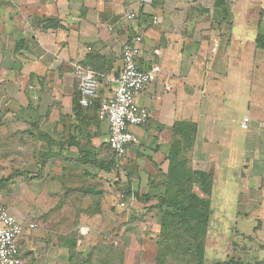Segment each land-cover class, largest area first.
<instances>
[{
  "label": "crops",
  "instance_id": "obj_1",
  "mask_svg": "<svg viewBox=\"0 0 264 264\" xmlns=\"http://www.w3.org/2000/svg\"><path fill=\"white\" fill-rule=\"evenodd\" d=\"M209 1L0 0V200L23 225V264H86L100 246L117 244L121 232L112 230H124L120 210L148 206L135 200L121 208V195L128 203L129 189L156 194L152 182L168 171L167 157L185 133L194 141L192 169L212 178L211 218L222 226L238 219L230 226L243 239L231 247L232 257L264 261V50L255 44L264 19L251 22L252 6L245 5L234 28L237 3L228 4L224 18L213 17L217 8L209 11ZM257 3L264 17V0ZM136 36L140 68L159 65L161 73L138 96L150 119L131 127L140 143L121 165L132 175L120 177L124 188L109 206L111 174L94 162L104 153L108 125L96 107L80 106L74 67L117 76L122 49ZM114 89L104 84L99 99ZM243 99L248 130L238 120ZM96 192L101 207L91 210ZM250 233L258 240L250 243Z\"/></svg>",
  "mask_w": 264,
  "mask_h": 264
},
{
  "label": "rangeland",
  "instance_id": "obj_2",
  "mask_svg": "<svg viewBox=\"0 0 264 264\" xmlns=\"http://www.w3.org/2000/svg\"><path fill=\"white\" fill-rule=\"evenodd\" d=\"M256 1L258 2L260 0H223V2L225 3L224 7L227 8H229V5L233 2L237 3L235 12L233 11V18L235 19L234 28L240 29V18L244 13H246L245 5H247L248 7L252 6V10H249L248 12L250 13V16H248V18L251 22L258 24V20L263 21L264 17L263 15H261L259 5ZM253 2L255 3V6L252 5ZM222 10L223 7L221 5H218L217 11H214L213 13V17H223ZM217 12L219 14H217ZM255 20L257 21L255 22ZM238 37H240L243 41L242 36ZM238 42H240L239 38ZM238 46L240 45L238 44ZM255 66L257 69L256 73H258V75L255 76V79L260 82L262 80V65L260 63H257L255 64ZM250 75L251 74L247 72L245 78L246 76L252 77ZM243 84L244 86L242 88L246 89V83ZM242 101L243 103H240L238 117L240 123L245 114H251V111H249L248 109L247 102L244 99ZM106 143H104L103 147L104 153L100 156V158L97 159V161H103L107 165L111 162L118 163L113 153L107 149ZM5 171L6 170H3V173ZM98 172L100 173L101 171ZM121 172V176L125 177L126 173H124L123 170ZM97 175L99 174H96V176ZM117 175L118 170L114 168L110 175L112 180V193L108 202L109 206H114L119 201V197L116 194V188H118L119 185L121 188L123 187L122 180H120ZM113 183L115 185L116 183L120 184H117L116 187ZM162 190L165 193L166 187ZM163 192L162 195H164ZM158 193L159 192H157L156 194ZM166 196L168 199H173L172 194L168 195V193H166ZM141 203L144 204V201H142ZM141 203L139 202V204ZM156 204L157 201L155 200L152 201V203L147 204L151 207H142L143 205H138L135 210L131 209V207L128 209L120 210L122 215L120 219V225L124 227V230L122 232L121 229L118 230V227H115L112 230V234L121 232L119 236H116L117 238H119L118 243L107 244L103 247L100 246L98 249L94 250L92 252V263L128 264L130 262L131 264H198V258L195 257L196 249H193L192 253V250L189 249L190 246L188 245V242L178 243L175 240H171L163 244V232L165 231L164 220H168V218L164 216V213L169 207L158 208ZM236 220L230 218L228 220L229 226H222L220 225L221 219L219 220L212 216V218L210 219L209 226L207 228L206 237L203 240L202 245V249L204 252L203 264H215L217 262L227 261L231 259L232 256H234V254L230 253L232 251L231 247L236 246L235 242H237V244L240 246L242 244L241 239H243L242 236L235 234L236 226H230V222L232 221L231 224H234ZM256 220L257 218H253L252 221L255 222ZM168 221H170V219ZM156 224L157 227L154 228V225ZM246 230L251 229L247 228ZM250 234H246L247 240H251L250 243L255 242V240H258V236H256L254 233ZM112 246L114 248H112ZM256 254L257 256H259L258 252H256ZM257 258L258 257L252 260L257 261ZM127 259L129 262L127 261ZM245 260L246 259L244 258V261Z\"/></svg>",
  "mask_w": 264,
  "mask_h": 264
},
{
  "label": "built area",
  "instance_id": "obj_3",
  "mask_svg": "<svg viewBox=\"0 0 264 264\" xmlns=\"http://www.w3.org/2000/svg\"><path fill=\"white\" fill-rule=\"evenodd\" d=\"M213 11L215 0L206 6ZM136 16L130 12L129 19ZM158 17L153 18L157 24ZM142 37L136 36L129 40L122 49L123 68L117 76H98L96 73L75 65L74 77L78 83L80 105L84 108L98 106V119L108 125L109 150L123 162L131 146L140 143L139 138L131 131V127H145L150 119L147 109L138 103V96L151 84L155 83L161 73V67L154 65L149 71L140 68ZM104 84L115 85L113 94L99 99V93ZM250 118L244 116L241 128L248 130ZM127 203V196L121 195V208H127L135 202V193L131 191ZM37 225H31L36 228ZM23 225L0 200V264H23L19 255L18 239L23 233Z\"/></svg>",
  "mask_w": 264,
  "mask_h": 264
},
{
  "label": "trees",
  "instance_id": "obj_4",
  "mask_svg": "<svg viewBox=\"0 0 264 264\" xmlns=\"http://www.w3.org/2000/svg\"><path fill=\"white\" fill-rule=\"evenodd\" d=\"M218 2V3H217ZM223 0H215V7L218 8V5L223 7L222 13L223 17L227 18L230 16L229 8L224 7ZM256 48L259 50H264V30L262 28L259 29V32L255 39ZM81 106V105H80ZM82 107V106H81ZM97 108V118H98V106ZM91 109V108H84ZM190 132L188 135L190 136ZM186 137V133L184 134ZM183 139V141L175 144L170 154L167 157L169 161V169L166 173L161 174L160 180L155 179L152 187L150 189H158V194H146L141 195L139 192L135 193L136 203H141L144 201V204H149L152 201H157L156 206L158 208L169 207L164 216L170 219L164 220L165 223V231L163 232L164 238L162 239L163 244L169 242L171 240H175L178 243L188 242L190 246L189 249H196L195 257L197 259L198 264H203V240L206 237L207 228L211 219V200L210 195L212 191V178L209 175L202 174L200 172L194 171L191 167V159L190 152L193 149V138L189 137V139ZM107 149L109 150L108 142L106 143ZM110 151V150H109ZM111 152V151H110ZM128 155V154H127ZM116 158V157H115ZM127 158V156H126ZM125 158V159H126ZM97 157H95V165L99 170H104L106 173H110L114 168L118 170L117 177L120 179L121 171L128 175H132L131 172L125 167L121 165V161L116 160L118 163L111 162L104 163L103 161H97ZM124 159V161H125ZM123 161V162H124ZM121 180V179H120ZM159 181V185H156V182ZM2 181L0 182V184ZM114 184V183H113ZM114 184V186L117 187ZM2 186V185H0ZM165 193L162 189H165ZM117 189V188H116ZM161 191V192H160ZM199 191V192H198ZM162 192L164 195H162ZM128 195L131 194V190L127 191ZM172 194L173 199H168L166 196ZM94 196V205L91 210H98L101 207L102 199L99 197L100 193L93 194ZM148 196V197H147ZM150 198V199H149ZM134 205V206H135ZM150 206V205H148ZM136 207V206H135ZM135 207H131V209H136ZM151 207V206H150ZM114 209V208H113ZM160 210V209H159ZM174 210V211H173ZM163 228V223H162ZM264 248V246H262ZM112 248H114L112 246ZM92 256L87 259L86 264H94L92 263ZM215 264H244L240 260H236L235 258H231L227 261L217 262ZM252 264V263H247ZM254 264H264V261L254 263Z\"/></svg>",
  "mask_w": 264,
  "mask_h": 264
}]
</instances>
